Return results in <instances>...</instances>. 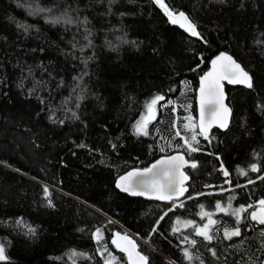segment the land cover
Wrapping results in <instances>:
<instances>
[{"label":"trees","instance_id":"trees-1","mask_svg":"<svg viewBox=\"0 0 264 264\" xmlns=\"http://www.w3.org/2000/svg\"><path fill=\"white\" fill-rule=\"evenodd\" d=\"M164 3L199 35L156 0H0V264H129L112 239L123 227L148 264H264V225L248 216L264 199V0ZM220 51L253 87L227 85L231 123L205 137L184 125H197L199 77ZM158 95L148 135L139 133ZM176 151L197 165L186 168L182 200L118 187ZM220 204L246 211L238 225L232 212L213 213L205 240L194 228ZM227 227L241 236L225 238Z\"/></svg>","mask_w":264,"mask_h":264},{"label":"snow or ice","instance_id":"snow-or-ice-1","mask_svg":"<svg viewBox=\"0 0 264 264\" xmlns=\"http://www.w3.org/2000/svg\"><path fill=\"white\" fill-rule=\"evenodd\" d=\"M156 2L162 8H164L173 24L179 23L181 27L186 28V30L189 31L193 36L199 35V32L196 30V25L192 23L186 13H174L164 3V0H156ZM211 63L212 70L201 78L200 87V122L198 127L200 129V134L204 135L205 137H207L208 129L211 127V122L206 123L205 120L206 108L211 111L213 116H219L220 113H223L226 116V114L230 112V109H228L223 104L224 94L221 81L227 80L232 84H244L248 88L253 87L252 77L250 74L226 53H221L214 60H212ZM163 99V96L158 95L147 104L148 115L142 122L137 124V131L139 133L148 135V132L146 131L147 123L151 119L155 118V106ZM188 119L191 121L192 118L189 117ZM218 122L220 123V127L227 126L226 119L219 120ZM184 127L195 129L197 125L185 124ZM177 135H179V132H177ZM191 139L193 141L196 140L195 132L193 133ZM184 143L191 151L195 152L198 150L193 148L187 139H185ZM186 163L187 161H185L182 155L170 156L164 160L158 161L156 164H153L151 168L129 172L126 176L120 178L118 187H120L125 192H130L132 195L143 196L146 194H151L159 200H172L175 196L183 195V193L187 191V188L183 187V184L186 180H188V177L180 171V168ZM196 166L197 165L195 163L191 164V167L193 168ZM157 168H159L158 172L156 171ZM251 170L259 171L255 164L251 165ZM240 171L242 175H247L246 171ZM224 175H229L227 170L224 171ZM137 177L143 179L137 181L135 179ZM249 182L251 183L252 181ZM138 186L142 187V190H136ZM258 204V210L252 211L250 213V219L252 221L258 222L261 225H264V199L259 200ZM181 206L183 205L181 204ZM217 207L220 211H227V209L221 208L219 205H217ZM248 207H252V205H249ZM244 211H246V209L243 206L232 211L231 214L237 217V225L240 222V215ZM201 215L209 216V224L216 223L211 219L209 213L203 212ZM161 219H163V217H161ZM187 224L192 225L193 222L189 221ZM174 231H180V229L176 228ZM194 231L198 236L203 237L205 240L211 241L213 239V236L209 234L208 225L196 227L194 228ZM261 234L264 235V232ZM116 235L118 239L113 240V243L116 244L117 247H121L119 240L122 239L126 242L127 246L122 250L128 253L129 259L133 260V264H148V258L141 255L139 252H136L137 245L135 241L131 240L127 236L120 237L119 233ZM240 236L241 229L239 227H235L232 230L225 229L224 231V237L229 240H231L233 237ZM96 237L98 240L102 239V234L99 229H97ZM184 242L190 243L191 245H195L197 243L196 240L188 241L187 237L184 238ZM184 253L188 260L192 259V256L189 254L187 248L184 249ZM212 254L215 255V251H213ZM0 259H5L3 246H0ZM106 264H111V260L107 261Z\"/></svg>","mask_w":264,"mask_h":264},{"label":"water","instance_id":"water-1","mask_svg":"<svg viewBox=\"0 0 264 264\" xmlns=\"http://www.w3.org/2000/svg\"><path fill=\"white\" fill-rule=\"evenodd\" d=\"M182 12V11H181ZM179 13V12H178ZM185 13V12H184ZM188 16V15H187ZM190 19V18H189ZM191 20V19H190ZM192 21V20H191ZM192 23H194L193 21H192ZM177 26H179L181 29H183L184 31H186V32H188V33H190L189 31H187L186 30V28H184V27H181L180 26V24L179 23H177L176 24ZM221 53H226L227 55H229V56H231L237 63H239L240 65H241V67L242 68H244V66L231 54V53H229V52H227V51H220L219 53H217L216 55H214L213 57H212V59H211V61H210V65H209V67H208V69L199 77V82H198V88H197V93H196V103H197V126L199 125V122H200V87H201V78L206 74V73H208V72H210L211 70H212V60H214L218 55H220ZM245 69V68H244ZM245 71H247L246 69H245ZM248 72V71H247ZM249 73V72H248ZM250 74V73H249ZM250 76H251V74H250ZM252 77V76H251ZM221 83H222V85H223V94H224V100H223V104L228 108V109H230V112L229 113H227L226 114V116L223 114V113H220V115L219 116H213V114L211 113V111L208 109V108H206V110H205V120H206V123L207 122H211V127L208 129V133L211 131V130H213V129H215V128H218V129H220V130H226L228 127H229V125H230V123H231V120H232V108H231V106L228 104V95H227V89H226V87H227V85H231V86H244V87H247L246 85H244V84H232V83H229L227 80H223V81H221ZM223 119H226V123H227V126L226 127H220V123L218 122L219 120H223ZM199 128V127H198ZM200 130V129H199ZM177 155H182L183 157H184V159H185V161H187V163L186 164H184L181 168H180V171L184 174V175H186L187 177H188V180H186L185 182H184V184H183V187H185V188H187L188 189V182H189V179H190V176H189V174L187 173V171H186V168L188 167V166H190L191 164H192V161H190L188 158H187V156H186V154L184 153V152H182V151H176V152H173V153H171V154H168V155H163V156H161V157H159L157 160H155L150 166H148V167H146V168H151L152 167V165L153 164H156L158 161H160V160H164V159H166V158H168V157H170V156H177ZM143 169H145V168H142V169H134L133 171H136V170H143ZM133 171H131V172H133ZM157 172L159 171V168H157V170H156ZM127 175V174H126ZM125 175V176H126ZM123 177V176H122ZM121 178V177H120ZM120 178L118 179V183L120 182ZM137 181H140L141 179H143V178H140V177H137V178H135ZM117 183V184H118ZM136 190H142V187H137V189ZM186 193H187V191L186 192H184L183 193V195H179V196H175L172 200H161V201H166V202H170V201H180V200H182L184 197H185V195H186ZM138 196H141V195H138ZM141 197H144V198H146V199H156L153 195H151V194H146V195H143V196H141ZM156 200H159V199H156ZM117 233H119L120 234V237H124V236H127V237H129L131 240H133V241H135V243H136V245H137V241L135 240V238H134V236L136 237V235H134L130 230H128V229H126V228H124L123 230H114V232H113V235H112V239L113 240H117L118 238H117ZM138 239H140L139 237H138ZM141 240V239H140ZM119 243H120V245H121V247H119L120 249H123L124 247H126L127 246V244H126V242L124 241V240H122V239H120L119 240ZM145 243H147V242H145ZM155 249V248H154ZM161 256H163L164 258H166V259H169V260H171L170 259V257L167 255V254H165L164 252H162V251H160V250H157V249H155ZM136 252H139L141 255H143V256H146L140 249H139V247H138V245H137V247H136ZM126 254H127V258H128V262H129V264H133V260H131V259H129V256H128V253L126 252Z\"/></svg>","mask_w":264,"mask_h":264},{"label":"rangeland","instance_id":"rangeland-1","mask_svg":"<svg viewBox=\"0 0 264 264\" xmlns=\"http://www.w3.org/2000/svg\"><path fill=\"white\" fill-rule=\"evenodd\" d=\"M147 115H148V110L142 114V116L140 117L138 123L142 122V121L144 120V118H145ZM138 123H137V124H138ZM136 129H137V126H136ZM146 131H147V128H146ZM219 206H220L221 208L227 209V211H223V212H232V211L234 210L232 207H230V205L220 204ZM258 208H259V205H257L255 208H253L252 210H250L248 216L250 217V213H251L252 211H256V210H258ZM219 211H220V210H219V208L217 207L213 212H210V213H209V214H210V217H211V219H212L213 221H215V218H216V217L213 215V213H216V212H219ZM242 214H243V212L241 213L240 218L242 217ZM204 225H208V227H209V234H210V229H211V225H212V224H209V216H207V220L205 221V223H204L203 225H200L199 227H203ZM234 228H235V227H227V228H225V229L232 230V229H234ZM224 231H225V230H224ZM0 246H3V249H4V256H5V258H6V256H7V255H6V251H5L4 245H3V243L1 242V240H0Z\"/></svg>","mask_w":264,"mask_h":264},{"label":"bare ground","instance_id":"bare-ground-1","mask_svg":"<svg viewBox=\"0 0 264 264\" xmlns=\"http://www.w3.org/2000/svg\"><path fill=\"white\" fill-rule=\"evenodd\" d=\"M123 229H124V227H123ZM127 229V228H126ZM129 230V229H128ZM133 233V232H132ZM134 234V233H133ZM135 235V234H134Z\"/></svg>","mask_w":264,"mask_h":264}]
</instances>
